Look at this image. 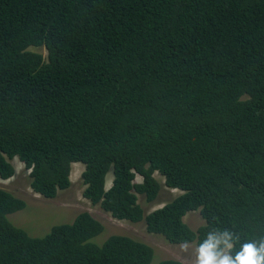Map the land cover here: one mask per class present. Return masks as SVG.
I'll list each match as a JSON object with an SVG mask.
<instances>
[{
    "label": "trees",
    "instance_id": "1",
    "mask_svg": "<svg viewBox=\"0 0 264 264\" xmlns=\"http://www.w3.org/2000/svg\"><path fill=\"white\" fill-rule=\"evenodd\" d=\"M15 158L47 199L82 164L83 198L128 227L30 236ZM0 180V264H186L162 246L264 236V0H0Z\"/></svg>",
    "mask_w": 264,
    "mask_h": 264
},
{
    "label": "rangeland",
    "instance_id": "2",
    "mask_svg": "<svg viewBox=\"0 0 264 264\" xmlns=\"http://www.w3.org/2000/svg\"><path fill=\"white\" fill-rule=\"evenodd\" d=\"M35 51L45 55V51L43 49H35ZM14 165L18 171V175L9 180L10 190L25 201L26 207L23 210L8 215V220L15 226L24 229L30 236L42 237L47 234L53 226L72 223L75 217L84 211L89 212L95 219L102 222L104 227L109 232L128 227L129 223L127 224L125 222L113 220L108 214L102 212L98 207L90 206L83 198L81 174L84 167L82 164L77 163L72 165L70 177L71 186L65 191L58 192L54 199H45L39 195H35L30 190L27 182L28 172L24 171L23 167L16 161L14 162ZM154 176L159 182H161V184L164 183V180L160 175L155 173ZM107 179L109 183L111 176L109 175ZM136 182H141V178L136 177ZM0 186L7 189L9 188L6 181L0 180ZM163 189L166 191L163 196H167L168 194L170 195L168 200H173V197L179 193L174 189L169 190L165 187ZM140 201H143V208L146 212L158 209L168 202L167 200L163 201L157 199V201L152 204H146L144 197H142V199L140 198ZM195 213L196 212H193V214ZM189 219L190 216L187 215L184 219L185 224L191 230H195L198 227L197 226L195 228L197 224ZM105 228L103 232L93 238V241L98 245L102 244L108 237V231ZM162 248L164 251H171L173 257L177 259H182L183 257L182 260L186 264H191V261L194 260V252L191 249L188 253H182L175 245H163ZM161 257L162 256L160 254L155 255L153 259L154 264L160 260Z\"/></svg>",
    "mask_w": 264,
    "mask_h": 264
},
{
    "label": "clouds",
    "instance_id": "3",
    "mask_svg": "<svg viewBox=\"0 0 264 264\" xmlns=\"http://www.w3.org/2000/svg\"><path fill=\"white\" fill-rule=\"evenodd\" d=\"M31 49L35 53L41 54L43 58L46 56V50L44 48H29L28 50ZM35 49H43L45 55L36 52ZM15 161L23 167L16 158L12 163L13 165ZM32 192L37 196L39 195L34 191ZM92 207H98L100 209L97 205ZM80 214H82V212ZM238 239L239 237L228 229H212L208 231L205 238L196 244L194 249V260L191 261V264H264V236L242 243L239 249L233 252ZM191 248V241L182 240L179 244V249L182 253H188Z\"/></svg>",
    "mask_w": 264,
    "mask_h": 264
}]
</instances>
